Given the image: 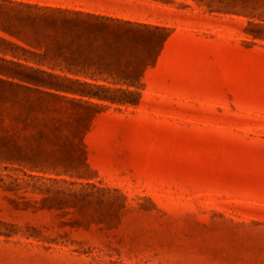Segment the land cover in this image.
I'll use <instances>...</instances> for the list:
<instances>
[{
	"label": "rangeland",
	"instance_id": "1",
	"mask_svg": "<svg viewBox=\"0 0 264 264\" xmlns=\"http://www.w3.org/2000/svg\"><path fill=\"white\" fill-rule=\"evenodd\" d=\"M7 1L0 264H264V0Z\"/></svg>",
	"mask_w": 264,
	"mask_h": 264
},
{
	"label": "trees",
	"instance_id": "2",
	"mask_svg": "<svg viewBox=\"0 0 264 264\" xmlns=\"http://www.w3.org/2000/svg\"><path fill=\"white\" fill-rule=\"evenodd\" d=\"M3 1L8 2V3H14L12 1H7V0H3ZM15 4H17V3H15ZM18 5L24 6L26 8H31V5L30 4H26V3H18ZM106 19L107 20H111V21L112 20L119 21L118 19H112V18H109V17L106 18ZM14 59H15L14 57H13V59H8L6 57H0V63L5 65V66H10V67H15V68H24V69H27V70H30V71L33 70V68L30 65L25 64V63H21L19 61H15ZM0 68H1V66H0ZM41 72L44 73V74L47 73L45 71H41ZM37 83H39V82H37ZM43 84H47V83L43 82Z\"/></svg>",
	"mask_w": 264,
	"mask_h": 264
}]
</instances>
